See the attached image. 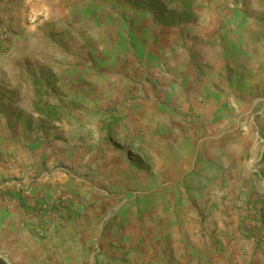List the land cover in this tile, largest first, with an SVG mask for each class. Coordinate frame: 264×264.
Returning a JSON list of instances; mask_svg holds the SVG:
<instances>
[{"label":"crops","instance_id":"1","mask_svg":"<svg viewBox=\"0 0 264 264\" xmlns=\"http://www.w3.org/2000/svg\"><path fill=\"white\" fill-rule=\"evenodd\" d=\"M64 1L0 0V40L8 36V46L17 49L14 33L18 32L20 40L30 38L20 29L23 20L35 14L34 25L41 30L49 22V10L55 8L59 16ZM72 2L82 6L78 0ZM188 10L191 16L185 21L163 27L148 17L133 32L149 41L135 70L142 76L157 71L160 78L156 87L161 95L148 101L165 108L163 112L166 107L172 109L151 115L143 98L134 101L132 110L117 120L120 123L110 125L136 136V150L127 148V138L114 141L111 129L100 130L96 122L87 144L81 142L79 125L74 124L69 141L53 145V153L62 152L64 166L49 178L43 192L57 203L66 201L69 208L51 232H59L79 248L97 245L122 250L166 242L171 233L192 243L208 231V222L196 223L205 212L213 213L218 230L232 233L234 244L259 248L258 255L264 258V179L253 172L254 165L264 168V158L258 163L264 113L257 119L261 131L257 133L250 123L251 109H247L261 95L257 88L264 82V43L255 42L254 32L227 26L222 48L205 45L206 39L218 36L217 26L205 29L200 3L189 4ZM110 26L108 32L115 35L123 30L116 21ZM124 79L117 85L128 91L132 84L129 76ZM170 103L185 104L192 111L191 118L203 127L180 128L172 121L174 106ZM140 152L148 156L147 162L139 159ZM73 170L78 172L73 174ZM37 200L41 202L39 195ZM139 203L152 207L141 222L136 219L142 215L141 208L131 207ZM33 210L35 216L45 215Z\"/></svg>","mask_w":264,"mask_h":264},{"label":"rangeland","instance_id":"2","mask_svg":"<svg viewBox=\"0 0 264 264\" xmlns=\"http://www.w3.org/2000/svg\"><path fill=\"white\" fill-rule=\"evenodd\" d=\"M78 1L81 7L65 0L59 16L55 8L50 9L49 22L41 30L34 25L35 14L25 18L20 29L28 32L30 38L26 43L17 37L18 32L14 33L17 49L8 46V36L0 40V264H264L259 248L254 251L234 244L231 232L218 230L213 213L203 212L197 217V224L208 222L210 226L192 243L171 233L166 242L140 247L120 250L94 245L82 249L64 240L59 232H51L57 219L40 207L46 204L57 213L69 208L66 201L57 203L43 192L49 178L64 166L62 152L53 153V145L67 143L74 124L79 125L81 142L87 144L91 126L96 122L100 130L111 129L114 141L127 138V148L136 150V136L110 125L120 123L132 110L134 101L161 95L156 87L160 86L157 71L142 76L135 70L144 44L149 42L134 35L138 23L149 17L156 24L169 27L190 18L189 4L196 2L202 6L205 29L217 26L218 36L206 39L205 45L222 48L227 26L254 32L255 42L264 43V0ZM112 21L122 32H108ZM255 42L251 40V44ZM20 43L31 47L24 48ZM249 50L248 47L246 53ZM124 76H129L132 84L128 91L117 85L125 81ZM257 90L261 95L247 109H251V125L261 133L256 123L264 113V82ZM147 103L151 115L172 110L166 107L163 112L165 108H156L155 102ZM170 104L174 106L172 121L180 128L203 127L191 118L192 111L185 104ZM140 153L139 159L147 162L148 156ZM31 193L39 195L41 202L37 203ZM150 206L131 205L133 209L141 208L142 215L136 218L139 222L149 216ZM33 209L45 215L35 216ZM110 222L103 224L104 229ZM40 231H45V235L40 236Z\"/></svg>","mask_w":264,"mask_h":264},{"label":"built area","instance_id":"3","mask_svg":"<svg viewBox=\"0 0 264 264\" xmlns=\"http://www.w3.org/2000/svg\"><path fill=\"white\" fill-rule=\"evenodd\" d=\"M258 141L261 144V153H260L261 155H260V159L258 160V163H261L263 161L262 159L264 158V136H262L261 134H258ZM253 172L258 173V174H262V177L264 179V174H263L264 168H262L261 164H258L256 166L254 165ZM40 208H41L40 210L47 212L50 217L56 218V219H58L63 212L62 211L60 213H57L56 210H52L51 207H49L46 204ZM44 235H45V231H40V236H44Z\"/></svg>","mask_w":264,"mask_h":264}]
</instances>
